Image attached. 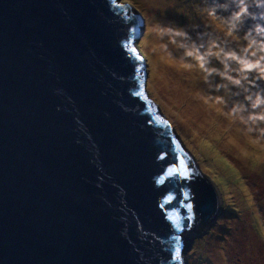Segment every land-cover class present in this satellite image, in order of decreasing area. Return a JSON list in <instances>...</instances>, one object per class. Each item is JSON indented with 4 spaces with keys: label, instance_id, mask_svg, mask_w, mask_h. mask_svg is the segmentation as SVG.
I'll return each instance as SVG.
<instances>
[{
    "label": "water",
    "instance_id": "1",
    "mask_svg": "<svg viewBox=\"0 0 264 264\" xmlns=\"http://www.w3.org/2000/svg\"><path fill=\"white\" fill-rule=\"evenodd\" d=\"M132 8L0 0V264H185L184 230L218 210L145 97Z\"/></svg>",
    "mask_w": 264,
    "mask_h": 264
},
{
    "label": "rangeland",
    "instance_id": "2",
    "mask_svg": "<svg viewBox=\"0 0 264 264\" xmlns=\"http://www.w3.org/2000/svg\"><path fill=\"white\" fill-rule=\"evenodd\" d=\"M121 1L143 17L138 44L146 63L147 94L220 200L208 222L184 230L185 264H264V136L241 120L251 111L247 93L220 74L224 68L216 57L206 58V69L219 70L208 75L198 59L185 55L169 37L157 40L153 29L171 27L193 38H217L222 45L228 41L238 55L248 43L245 33L228 36V13L210 17L203 0ZM251 23L246 20L242 31ZM161 44H167L166 51ZM229 74L239 78L235 71ZM247 75V87L264 86L255 79L257 70ZM241 105L248 111H233ZM259 127L264 128V122Z\"/></svg>",
    "mask_w": 264,
    "mask_h": 264
},
{
    "label": "clouds",
    "instance_id": "3",
    "mask_svg": "<svg viewBox=\"0 0 264 264\" xmlns=\"http://www.w3.org/2000/svg\"><path fill=\"white\" fill-rule=\"evenodd\" d=\"M203 3L207 6L206 11L210 17L215 18L218 13L221 15L228 13L225 20V23L228 24V36L234 37V34L238 32L245 33L244 39L248 43L246 47L239 49V55L237 51L233 50L228 41H225L222 45L217 42V38L213 37L206 38L199 35L193 38L189 32L174 30L171 27H155L153 29L154 36L161 41L165 36L169 37L172 44L185 50V55L194 56L198 59L200 67L205 69L208 75L219 70L215 68L206 69V58L216 57L224 68V71L220 74L225 76L231 84L247 93L245 99L251 111L247 119L241 116V120L245 123L251 122L252 125L256 126L260 135L264 136V128L259 127V124L264 122V86L257 83L253 88H249L245 83L248 82L247 73L253 69L257 70L255 79L264 81V0H203ZM248 19L252 21L251 26L246 31H242L244 22ZM177 37L182 38L181 41L178 42ZM161 47L165 51L167 50V44H161ZM201 49L205 51L201 53ZM232 61L235 62L236 66L230 63ZM233 71L238 73L239 78H233L229 74ZM257 109H259L258 112ZM233 111L245 112L248 111V108L241 105Z\"/></svg>",
    "mask_w": 264,
    "mask_h": 264
},
{
    "label": "snow or ice",
    "instance_id": "4",
    "mask_svg": "<svg viewBox=\"0 0 264 264\" xmlns=\"http://www.w3.org/2000/svg\"><path fill=\"white\" fill-rule=\"evenodd\" d=\"M129 51L132 53V54H136L137 53V48L131 43L129 42L128 45H127ZM142 58V57H141ZM159 119V118H158ZM165 123H167L165 121ZM183 168V161L181 160V163H180V166L179 167H175V168H169L168 169V174L171 175L173 173H176V172H180V169ZM181 175H184L186 176V173H181ZM171 199V197H169V200ZM188 207L190 208L191 205L189 204ZM176 259H179V249H177V256H176Z\"/></svg>",
    "mask_w": 264,
    "mask_h": 264
},
{
    "label": "trees",
    "instance_id": "5",
    "mask_svg": "<svg viewBox=\"0 0 264 264\" xmlns=\"http://www.w3.org/2000/svg\"><path fill=\"white\" fill-rule=\"evenodd\" d=\"M137 47H138V49L141 51V47H140V43L139 44H137ZM142 52V51H141ZM156 106V105H155ZM157 108V107H156ZM238 178H240V177H238ZM215 184H217V183H215ZM218 187H219V185H218ZM221 189V188H220Z\"/></svg>",
    "mask_w": 264,
    "mask_h": 264
},
{
    "label": "bare ground",
    "instance_id": "6",
    "mask_svg": "<svg viewBox=\"0 0 264 264\" xmlns=\"http://www.w3.org/2000/svg\"><path fill=\"white\" fill-rule=\"evenodd\" d=\"M140 53H141V51H140Z\"/></svg>",
    "mask_w": 264,
    "mask_h": 264
}]
</instances>
